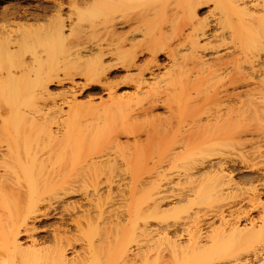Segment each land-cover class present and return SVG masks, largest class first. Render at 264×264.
<instances>
[{"label": "bare ground", "instance_id": "6f19581e", "mask_svg": "<svg viewBox=\"0 0 264 264\" xmlns=\"http://www.w3.org/2000/svg\"><path fill=\"white\" fill-rule=\"evenodd\" d=\"M10 1L0 0V264H141L148 256L127 245L128 223L135 233L187 236L191 247L158 250L156 264H264V247L236 258L233 247H204L211 236L202 230L205 211L191 208L214 201L234 172L216 152L220 135L242 145L264 140V0ZM53 83L67 90L58 101ZM156 120L164 134L154 142H162L163 154L151 156V148L136 174L121 154L127 173L115 167L114 177L111 151L121 135L150 137ZM131 121L149 124L136 131ZM172 133L180 138L169 146ZM178 152L181 169L164 168ZM248 160L238 178L263 179L264 167ZM132 176L142 198L133 196ZM122 180L132 193L120 195L112 220L107 199ZM180 180L189 185L175 193ZM187 204L204 220L191 222L192 232L188 212L164 222ZM225 209L208 216L227 220L234 209ZM50 218L57 221L45 222ZM252 218L243 226H254ZM231 224L229 236L250 242L251 228Z\"/></svg>", "mask_w": 264, "mask_h": 264}, {"label": "rangeland", "instance_id": "374dc122", "mask_svg": "<svg viewBox=\"0 0 264 264\" xmlns=\"http://www.w3.org/2000/svg\"><path fill=\"white\" fill-rule=\"evenodd\" d=\"M26 2V1H28V0H11L10 1V3L9 4H16V3H20V4H22V3H24V2ZM6 5V3H0V8L3 6V5ZM25 4V3H24ZM203 8V9H202ZM201 8V10H200V12H201V17L202 16H204V15H206L205 14V11L207 10V8L206 7H202ZM204 14V15H203ZM160 61L162 62V64L163 63H165L166 64V59H165V57L163 56V55H161L160 56ZM48 88H50L49 90L50 91H52V94H53V92H58V94L56 93V95H55V99L58 101V100H60L61 99V97L62 96H64V91H67L66 89H62V87L59 85H57V84H49L48 85ZM126 89H128V88H126ZM61 91V92H60ZM60 92V93H59ZM54 95V94H53ZM54 97V96H53ZM159 121H161V120H156V121H152V123L150 122V124L152 125V127H154L155 129H157L156 131H154L153 132V134L150 136V137H148L149 135H147V134H145V133H141V135L139 134L140 132H138L137 130L138 129H142L141 127H145V128H147V126H148V124H149V122H147V121H145L144 123H146V124H142L143 123V121H140L141 122V124L139 123V121H137V123L135 122V123H133L132 121L129 123H127V122H125L126 123V125L127 126H129L128 128H134L137 132H138V137H137V132H136V136L134 135V133H130V134H128V136H126V135H121V136H123L121 139H120V141L121 142H119V146H117L116 144L117 143H115L113 140H111V138H110V144L112 145L113 144V142H114V144L117 146L114 150H112L111 151V153L112 154H115V155H113L112 157H113V159H114V161H115V165H113L114 166V169H115V167H117V171H119L118 173L119 174H121V173H127L126 172V170H125V167L124 166H126L125 164V161H124V159L125 158H127L128 160L126 161V162H129V161H132V163H128L129 165V172L131 171H133L132 173L133 174H136L135 173V170H136V168H139V166L141 165V167L140 168H142V159H143V161H144V159H148L149 157H150V155H151V148L152 149H156V151H155V153L154 154H152L151 156H157L158 157V154L159 155H162L163 154V149H164V145L162 146V142H160V138H158L159 139V142L161 143H159L158 144V142L156 141V142H154L156 139H157V137H159V136H163V134H164V132H162L164 129L162 128V127H160L161 126V123L159 124ZM120 122H118V124H119ZM125 123H124V125H125ZM117 124V125H118ZM121 124V123H120ZM119 124V125H120ZM174 124L175 125H177V121H176V119L174 120ZM125 125V126H126ZM139 126H141V127H139ZM150 126V125H149ZM260 126H264V124H261ZM152 127L150 128V130H153L152 129ZM262 128H264V127H262ZM163 129V130H162ZM139 130V131H140ZM145 130V129H144ZM143 130V132H145ZM158 131V132H157ZM142 132V131H141ZM140 135V136H139ZM129 136H130V138H129ZM157 136V137H156ZM255 138H252V137H250L249 139H246L245 141H244V143H243V145L242 144H240L239 142H242V139H241V141H239V142H237L238 140H236V139H234V141H233V139L232 140H230L231 138L230 137H228V136H226V135H220L219 136V141H218V144H217V148H216V152H219V155H220V157H221V161H222V164L224 165V166H227L230 170H233L234 168L236 169H234V172L233 171H231V173H230V175H232V177H230V176H226L224 179H223V181H225V183L223 184L224 186H222L221 187V189H223V190H219L220 192V194L218 195V196H216L215 198H214V201H213V199H212V201L210 200V201H205V202H203V203H201V205H199V204H195L194 203V205L191 207V205L190 204H193V203H190L189 205H190V207L191 208H194L195 206H201V209H203L202 210V212H204V214L203 215H205V216H203L202 215V213H199L198 214V216H197V218H198V220L194 217V214L193 215H191L192 213H190L191 211L190 210H186V209H189L188 207H189V205L187 204V206L185 205V207L183 206V207H181L182 209H184V210H182L181 208H179L180 210H178V212H180L181 211V214L180 213H178V212H175V213H173L172 215L171 214H169V216L168 217H166V216H164V222L166 221H171V220H173V217H174V220H180V216H182V215H187V212H188V215L186 216V217H188V218H190V219H188V218H186L187 220L185 221V224H186V222H187V224H188V222H194V224H197L198 223V221H200V220H202V217H204L203 219L206 221V222H208V223H206L205 224V227L204 228H206V231H205V229L203 228L202 230H204V232H203V234L205 233V234H208V232H209V235H210V232H211V236H212V238H211V236H210V238L208 239L210 242H206V243H208V244H206V245H203L204 247H233V249L235 250V249H237L238 248V250H232L230 253H232L231 254V256H233V257H237V256H240V254L242 253L243 254V252H245L246 250H248L250 247H264V206H262V204L261 203H264V186H263V184H264V178L262 179V178H260L259 180H260V182H259V180H256L255 182L253 181V180H251V179H246V180H244V179H242V180H240L239 178H238V175H239V173H240V171L242 170V172L241 173H243L244 172V170H246V169H248V167L247 166H249L250 165V163H249V158H250V161H252V163L254 162V169L255 168H257L256 166L258 165V168H263L264 167V162L263 163H261L262 165H259L258 163L259 162H256V161H259L258 159L255 161L254 160V158L255 157H257V158H259L257 155H259L260 154V157H261V155H262V157L261 158H259V159H262V160H264V140L262 139V137L260 138V137H257V136H254ZM178 138H180L179 136H178V134L177 133H172L171 134V137H170V142H169V146H172L173 145V143L174 142H176L177 140H178ZM150 140H152L151 142H152V145L153 146H149V144H150ZM236 140V141H235ZM117 142V141H116ZM154 142V143H153ZM157 143V144H156ZM113 144V145H114ZM155 144V145H154ZM158 149V150H157ZM243 149V151H241ZM118 151H120V152H118ZM151 151V152H150ZM154 151V150H153ZM113 152H116V153H113ZM149 152H150V154H149ZM180 152V151H179ZM178 152V154H175L173 157H171L170 158V163L168 162L167 164L165 163V166H164V168H168V170H169V167L168 166H170V168H172L173 166L175 167H173L172 169H177V170H179V169H181V166H182V162L184 161V159H181V157L183 158V152H181V153H179ZM259 152V154H257ZM153 153V152H152ZM158 153V154H157ZM262 153V154H261ZM121 154H123V156L125 157L123 160L122 159H120L122 156H121ZM253 154H255V157L253 156ZM149 156V157H148ZM246 156V158H244ZM253 156V157H252ZM115 157L117 158V159H115ZM118 157H120V158H118ZM195 157V156H194ZM242 157L244 158V160H246V162L245 161H243V159H242ZM249 157V158H248ZM123 158V157H122ZM142 158V159H141ZM222 158H224V160L222 159ZM136 159H138V161L136 160ZM139 159H141L140 161H139ZM239 159H240V161H239ZM242 159V160H241ZM253 159V160H252ZM116 160L119 162V164L118 163H116ZM126 160V159H125ZM183 160V161H182ZM229 160V161H228ZM230 160L232 161V162H230ZM235 160V161H234ZM247 160H248V162H247ZM186 161V160H185ZM226 161H227V163H226ZM136 162H140L139 163V165L137 166L136 164H134V163H136ZM255 162L257 163V165L255 164ZM239 163V164H238ZM243 163V164H242ZM247 165V166H245V164ZM233 164H235V165H233ZM171 165H173V166H171ZM121 166V167H120ZM124 168H123V167ZM135 166V167H134ZM234 168H233V167ZM239 166V167H238ZM243 166V167H242ZM177 167H179V168H177ZM237 167H238V169H239V172H238V169H237ZM246 168V169H244L243 170V168ZM252 167V168H253ZM127 168V167H126ZM131 168H132V170H131ZM233 168V169H232ZM264 169V168H263ZM115 171H116V169L114 170V177H116L117 175H119L118 173H117V171H116V173H115ZM138 171L139 172H141L139 169H138ZM227 171V170H226ZM263 171V170H262ZM130 172V174H132ZM245 173V172H244ZM228 174V173H227ZM139 175V174H138ZM138 175H136V177L138 176ZM131 176V175H130ZM126 177V176H125ZM133 177V176H132ZM131 177V178H132ZM135 176L133 177V179L134 178H136ZM114 179H116V178H114ZM133 179L131 180V181H129V185H127V187H124V186H126V182H128V181H126L125 182V184H124V181L125 180H130V177H128L127 176V179H124V181L122 180V184L120 185V182H119V184H113V190H112V193H111V195L110 196H112L110 199L111 200H109V198L107 199L108 201H109V204H110V206H109V209L107 210V212L109 211V212H111V215L113 214L112 212H113V210L112 209H114L115 211V213L117 214V211L118 210H120V209H117V208H120V207H118L117 206V204H119V203H121L119 200L122 198V197H120V195L122 196V193H123V196H124V198L123 199H125V198H127V196H128V198L130 197V195H126L125 193H127V192H129L128 190H130V192L129 193H132L131 192V188H129V187H133V186H135L136 187V184H138L137 182H135V180H137V179H134V181H133ZM262 179V180H261ZM135 184V185H132V184ZM261 183V184H260ZM263 183V184H262ZM124 184V185H123ZM187 184V186L189 185V183H188V181H184V180H180V181H178L177 183L175 182V184L172 186V188H171V190H173V192H179L180 190H182L181 188H186L185 187V185ZM256 184H257V187H255L256 186ZM262 185V186H261ZM129 186V187H128ZM261 186V187H260ZM115 187V188H114ZM135 187H133L136 191H138V193H136V194H134V192H133V196H135L136 195V198H142L143 197V192L141 191V189L140 188H138V189H136ZM258 187H260L261 188V190H260V192H259V190H258V192L259 193H262V194H260V195H258V193H257V189H258ZM256 188V189H255ZM259 188V189H260ZM178 189H180V190H178ZM254 190L256 191V192H254ZM132 191H133V189H132ZM261 191H263V192H261ZM125 194V195H124ZM126 196V197H125ZM120 198V199H119ZM262 198V200L260 201V199ZM122 200V199H121ZM119 201V203H116V202H118ZM256 201V202H255ZM112 202H114V203H116L115 205H114V203H112ZM123 203V202H122ZM214 203V204H213ZM255 204V206L256 205H259L260 206V208H258L259 206H256V208H258V209H256V208H254V207H252V204ZM254 204H253V206H254ZM223 205H225V206H223ZM230 208H229V207ZM115 207V208H114ZM117 207V208H116ZM232 207V208H231ZM254 208L255 210H252L251 208ZM262 207V208H261ZM112 208V209H111ZM216 208H219V215H220V209L222 210V209H234V211L232 210V211H226L227 213H230V215L229 214H226L225 213V216H226V219L227 220H222L221 219V217L220 216H218V217H211V216H208L209 215V213L212 211V209L213 210H215ZM225 209V210H226ZM249 209V212L248 211H246V210H248ZM185 210H186V213H185ZM190 211V212H189ZM207 211H209L208 213H207ZM107 212H105L106 214H107ZM246 212H247V214H246ZM105 213H104V215H105ZM114 213V214H115ZM177 213V214H176ZM184 213V214H183ZM108 214H110V213H108ZM107 214V215H108ZM114 215L115 217L113 218V215L111 216L112 218V220H114L115 218H116V216L117 215ZM246 214V215H245ZM103 215V216H104ZM107 215H105V217L107 216ZM171 215V216H170ZM191 215V216H190ZM199 215H200V218H199ZM201 215H202V217H201ZM254 218H252L251 216ZM177 216L179 217V218H177ZM193 216V217H192ZM246 216V217H245ZM251 217L253 220H255V222H256V224L254 225V226H248V224L246 225V226H243V224H244V222H245V219L244 218H248V219H251V218H249V217ZM133 217V216H132ZM238 217H240V218H238ZM131 218V217H130ZM194 218V220H192ZM102 219V218H101ZM135 219L136 218H134V221H135ZM162 219V218H161ZM183 219H185L184 217H182V220ZM240 221V225L242 226V228H247V229H249V228H251V229H249L252 233H251V236L250 237H247L246 239H248V238H250L249 240H250V242L248 243L247 242V244L245 243V242H242V243H238L237 241H235V239L234 238H232L231 236H229L228 235V233H230L229 231V227L232 225L231 223H236V221H238V220ZM49 220V221H48ZM54 220V221H53ZM103 220V219H102ZM102 220H100L99 219V221H101L102 222ZM139 220L140 219H138V220H136V221H138L137 223H138V225L139 224H141L140 222H141V220H140V222H139ZM197 220V221H196ZM204 220H202V221H204ZM51 221V222H50ZM56 222L57 220H55L54 218H50V219H47V220H45V222H49V223H53V222ZM132 221V220H131ZM131 221H129V222H131ZM181 221V220H180ZM226 221V222H225ZM244 221V222H243ZM250 221V220H249ZM197 222V223H196ZM209 222H210V224H209ZM226 224H225V223ZM189 223V224H190ZM190 224V225H192V226H190V225H187L186 224V226L188 227V226H190V228L191 229H187V230H190L191 232L193 231L192 229L193 228H195L194 227V224ZM131 223H128V230L126 229V234L128 233V240L130 241V243L129 244H127V245H129L130 247H139V250L140 249H142L141 247H143V249H142V251L143 250H145L144 252H142L141 250V252H140V254H144V258H145V255H147L148 256V258L146 257V261L144 262V260L142 261V263L141 262H139V263H141V264H156L155 263V261H153V254L155 253L156 254V251H158V250H161V252L160 251H158V253L160 252V254L163 252L162 251V249L163 250H165V251H167L168 249H165V248H167V247H191L192 245H190V242L189 243H187V241L188 240H186V238H187V236L186 235H184V237L183 236H181L182 237V239H179L178 237V239L177 238H175L176 236H174V233H171V231L170 232H168V233H166L165 235L163 234V232L161 233L160 232V234H154L155 232H153L152 234H150V231H148V232H145V234H142L143 233V231L141 232V231H139L138 232V229L136 230L135 229V231H136V233L135 232H133L132 230V226H134L133 224H131ZM101 225V224H100ZM207 225V226H206ZM250 225V224H249ZM140 226V225H139ZM185 226V225H184ZM183 226V227H184ZM257 226V227H256ZM193 227V228H192ZM135 228V227H134ZM141 230V229H140ZM182 230H184V228L182 229ZM207 230H209L208 232H207ZM225 230H226V232H225ZM190 231H186L185 230V234H188V233H190ZM141 232V233H140ZM186 232H188V233H186ZM43 232H39V234L41 235ZM148 233V234H147ZM182 233L184 234V231H182ZM162 234H163V236H162ZM169 234H171V235H169ZM172 234H173V236H172ZM204 234V235H205ZM45 234L43 233V235L42 236H44ZM162 236V237H161ZM209 237V236H208ZM207 237V238H208ZM21 238H24V237H21ZM184 238V239H183ZM246 239H244V240H242V241H247ZM181 240L184 242H181ZM186 240V241H185ZM178 243H177V242ZM0 243H1V239H0ZM189 245H187V244ZM1 245V244H0ZM193 247H196V246H194L193 245ZM170 249V248H169ZM169 251V250H168ZM146 252H147V254H146ZM158 253H157V256L156 257H158ZM154 254V255H155ZM228 255H230V254H228ZM230 256V257H231ZM229 257V256H228ZM230 257H229V259H230ZM232 257V259H234ZM140 259H143L142 257H140ZM158 259V258H157ZM156 259V260H157ZM140 261V260H139ZM159 261H160V259H159ZM159 264H160V262H158Z\"/></svg>", "mask_w": 264, "mask_h": 264}]
</instances>
